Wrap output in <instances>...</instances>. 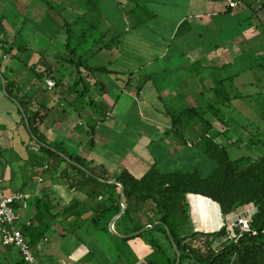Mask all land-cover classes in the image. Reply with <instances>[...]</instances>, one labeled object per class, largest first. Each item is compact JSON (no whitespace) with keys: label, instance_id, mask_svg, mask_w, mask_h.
<instances>
[{"label":"trees","instance_id":"1","mask_svg":"<svg viewBox=\"0 0 264 264\" xmlns=\"http://www.w3.org/2000/svg\"><path fill=\"white\" fill-rule=\"evenodd\" d=\"M66 1L70 0H39L49 12L56 13L63 23L58 37H64L63 48H54L52 54L49 49H38L34 41L25 37L26 20L20 11L31 10V0H17L16 3L6 0L7 5L0 16V55L7 53L12 57L5 63L0 61V88L16 105L18 135L29 137L28 142L23 141L25 152L28 153L25 158L21 154L18 159L10 157L12 153L7 151L13 150L12 144L7 147L0 143V158H5L9 168L0 167V178L6 192L7 180L15 182L19 177L21 185L15 189L12 187L16 192L8 194L32 195L16 201L14 209L20 214L17 227L23 231L36 261H27L22 250L5 245L0 237L11 256L13 249H17L18 261L15 264H39L37 248L58 230L61 237H75V241L86 244L84 237L88 235L90 239L89 229L92 228L106 231L117 244L139 239L145 246L165 256V264H264V155L255 159L246 155L233 158L229 146L240 145V140L238 142L229 137L231 140L227 138L224 141L222 138L232 125V117L224 107L243 97L233 93L232 89L239 87L236 84L243 73L259 65L264 71V54L258 55L260 63L248 60L246 55L221 66H212L211 75L215 77L214 87L211 88L213 95L202 92L208 99L207 103L202 104L203 107L200 102L198 106L178 111L166 101L163 104V112L171 124L165 129L164 135L176 133L185 140L184 148L194 144L195 140L184 135V131L187 129L192 132L195 119L199 118L208 125L206 131L196 139L201 143L209 162L206 161L212 166L208 172L203 173L205 169L201 165L191 168L180 165L167 169L160 165V161L149 159L148 164L138 161L135 166L137 169L126 166L119 173L110 175L106 170L86 168L85 160L70 148L76 144L79 150L88 132L78 140L51 141L43 126L54 110V104L63 99L67 103L64 107L72 113H79L80 118L84 115L86 118L92 117L90 128L94 136L98 125L109 119L110 108L103 99L109 90L108 87L104 89L106 86L100 75L109 74L111 67L109 64H95L93 58L102 52L103 47L111 50L126 45L129 37L127 32L114 31V26L108 24L109 17L115 18L119 12H127L125 3L128 2L133 3L128 12L137 16L139 25H147L156 14L146 6L149 0H74L84 9L75 13V16L70 15V20L65 15ZM227 2V14L236 7L246 5L249 21L260 19L259 13L264 11V0ZM17 25L18 30L12 35ZM186 30V24H183L177 35ZM182 56L185 57L184 54ZM238 61L243 64L241 68L234 69ZM177 62L181 65L184 63L182 58ZM251 64L253 66H249ZM17 65L23 66L26 71L23 73H28V76L16 77ZM197 70L200 72L202 69ZM145 75L147 80L151 78V74ZM263 75L260 87L263 86ZM26 77L30 78L28 84L25 83ZM48 80L55 84L52 89L58 100L54 104L48 102L49 90H52ZM128 84H132L131 79ZM137 86L140 91L144 82ZM98 93L100 99L97 98ZM160 98L165 100L164 96ZM259 105L264 107V102ZM207 114H211L213 120L207 118ZM14 134L12 127L9 133L11 142ZM155 141L151 139L150 143ZM263 144L264 137L255 142L256 147ZM91 145H96L94 137L91 138ZM14 164H17L14 167L16 170L10 172L9 166ZM39 180L51 182V185L39 190ZM63 184L69 187V198L63 192ZM62 199L66 204L56 211ZM24 201L31 211L28 218L23 214L27 209L23 206ZM246 209L253 219V231H239L237 238L230 239L228 224L232 222V216L235 215L236 220V215ZM116 215L120 217L115 229L121 236L110 230V223ZM81 229H86L87 234H80L78 231ZM227 238L228 242H225ZM219 242L224 245L217 248ZM176 248L180 251L179 262ZM159 262L153 260L149 264H163Z\"/></svg>","mask_w":264,"mask_h":264},{"label":"rangeland","instance_id":"2","mask_svg":"<svg viewBox=\"0 0 264 264\" xmlns=\"http://www.w3.org/2000/svg\"><path fill=\"white\" fill-rule=\"evenodd\" d=\"M5 1L0 2V14L4 6L7 5V2ZM31 1V6H36V8L34 10L32 7L33 10L32 13H30V16L28 15V11H20L24 16V19L26 20V28L28 30H25L24 34L27 40L34 41L33 44L35 45V47L43 49L42 46L46 44V40L45 35L41 34V31L48 35L46 27H48V25L51 23H54V25L57 26L58 20L55 21L53 17H57L58 19L60 17L52 11H50V14L46 13L47 11H49L47 10V6L40 4L39 0ZM73 1L74 0H72V2ZM165 1H167L169 5L164 4ZM175 1L176 0H149L148 2H146V6L148 7V9L152 12H155L156 16H154V18L151 19V21H149L147 25H139L137 16L131 13V17H125L129 25L128 26L126 24V32L129 36L127 37V45H123L121 51L118 48L110 50L103 47L101 54H103L104 57L98 55L94 56L93 59H96V64H109L110 67L111 60L117 56H119L120 58L122 53L123 59L115 61L111 65L112 70L115 71L113 72L114 76L112 77V79H116L117 74L120 75L119 72H117V69L120 71L122 69V66L127 68H130L131 66L130 72L134 74L130 73L128 77L118 76L119 79H122L121 83L119 82L116 85L112 84L111 87L108 86L109 94H113L116 98L121 95L117 108H114L111 104H108V108L111 109H109V111L112 112V110H115L114 116L116 118H119L121 120L120 122L117 120V122L111 121L112 124L109 123L110 121L99 124L98 134H94V136H92V129L89 126H87L86 128L84 127L87 125L86 123H84L85 125L83 124L79 127V122H76V127L78 126L79 130L83 128V132L88 131L89 135L86 137V141H84V144L80 147L79 150H77L78 145L76 144H72L70 148H72L74 151H77L78 156L85 160L86 168H94L97 171L106 170L110 175H113L119 173L124 167H126L125 165H132L131 168L137 169V167L135 168V166L138 161L142 164H148L147 160L149 159L150 161H154L155 159L160 161V165H163L167 169H173L180 165H186V167L188 168L201 165L205 169L203 170V173H205L208 172L212 167L211 164L208 163L209 161L205 158L201 143H198V141H196V139H199L200 135L207 129L208 125L204 121H201L199 118H197L195 119V126L193 127V129H191L192 132L185 129L184 135H186L193 141L195 140L194 144H190L191 146L189 147H183L185 144V140L178 136L176 133H172L170 136L164 135L166 134L165 129L171 127L169 120L166 118V115L163 112L165 109V107L163 106L165 101L167 104H170L171 106L173 105L176 110L181 111L180 109L182 108L186 109L189 106H198L200 102L201 106L203 103H207L208 99L207 97L203 96L204 92H209V95H213L212 89L209 86L200 89L202 86L195 87V85L193 87L186 85L189 87L185 88L180 83V81L190 80L192 77L195 79L197 74V67L205 69L204 65L208 64L209 61L204 56H200V61L198 64L199 66L196 64L193 65L191 67L192 70L178 66L179 62L177 61L180 60V58L168 57V59H161L159 57V51L165 49L169 44H172V49H175L177 44H179V38H176L175 40L172 38L174 35L173 28L175 27V25H177L176 21H179L185 16L193 15L194 13H196H189L187 10L194 11L196 9H201L200 7L197 8L193 5L185 6V10L182 6L180 8H176L173 7V4H171V2L173 3ZM14 2L16 3L17 0H14ZM72 2L70 0L66 1L65 3V7L67 8V12L65 15L67 17L68 15L75 16V13L78 12V9H76V11L73 10ZM125 4L127 6L126 10L132 8L133 3L128 2ZM18 9L20 8L18 7ZM28 10H30V8ZM125 13H128V11ZM36 17H38V19L40 17L46 18H43L44 21L41 20V24V21H38ZM48 17L49 20H47ZM115 19H117V17H115ZM125 19H123L124 22H126ZM59 21L61 22L60 19ZM132 21L133 26L130 25ZM58 30L59 29H55L54 31L53 29L54 34L57 33ZM130 31L133 33H131ZM214 37L216 39L217 37L221 38L220 34ZM190 42L191 41H189V43ZM198 43L197 40H195L193 44H197L200 50L203 48L211 49L216 45H201L200 41H198ZM101 45L102 44H100V46ZM56 47L57 46L55 44L52 48ZM59 48L63 47L60 46ZM217 51L218 50H215L212 55L217 53ZM0 56V61L5 63L6 60L4 56L2 54ZM247 59L255 60L257 63L261 62L257 54L248 55ZM147 61H150L149 65ZM243 61L245 60L243 59ZM257 63H254L255 66L257 65ZM241 64L243 63L241 61H238L234 69H236V67L241 68ZM163 65H167L169 71H163ZM249 66H253V64ZM19 67L21 68V65ZM19 67L18 77L24 76L23 72L26 71L24 69H20ZM171 68L175 69L176 71L172 70ZM145 74H151V78L147 80ZM204 74L207 75L208 73L204 72ZM263 74L264 71L260 65L254 67V70L252 71L243 73L236 84L237 86L239 85V87L232 89L233 93L243 95V97L224 107V110L227 111V113H229V115L232 117V125H230V130L227 131L226 135H222V138L224 141H226L229 137L232 138V140H238V142L240 140V145L237 144L235 146H229L233 158H238L246 155L250 157V159H255L259 156L264 155V144L260 147L255 146V142L264 137V115H262L264 114V107H261L262 105H259L260 103L264 102L263 79V86L260 87V85H262L260 78ZM130 79L132 80L131 85L128 84V81ZM214 80L215 77L213 75L209 77L208 82L213 83L214 85ZM246 81L248 82V85H246ZM143 82V93L139 94L142 89L138 91L139 87L137 85L143 84ZM258 82L259 87L257 86ZM117 87L119 88V91ZM124 87H128V89L123 91ZM164 88H169V90L177 88L178 91L175 93L176 96L168 91L162 93L161 90ZM189 89H192L193 91L197 90V92H193V94L189 95V93L186 92L187 90L189 91ZM49 91V93L53 94V90ZM199 92L203 93L201 94ZM248 94H251V96H248ZM98 96L101 97L99 93L97 94V98H99ZM160 96H164L165 100H162ZM187 97H191V99L189 100V98ZM200 98L202 100H200ZM9 111H11V113ZM206 116L209 119L212 117L211 114H207ZM17 119L18 114L16 105L11 99H8V97L4 94L3 89L0 88V143L1 145L7 147L12 144L13 150L8 149L7 153H12L10 157L12 156L18 159L19 154H21L24 158L28 156V153L25 152L26 148L25 146H23V141L28 142L29 137L26 135V138H24V136L22 137L21 135H18V124L16 123ZM211 120L213 119L211 118ZM123 122L126 126L129 127L128 129H121L124 126ZM12 127H14L15 134L13 135L14 139L11 142L9 133L11 132ZM21 127L22 124L20 123L19 128ZM220 127L223 128V125H220ZM92 137H94L96 140V145L94 146L91 145ZM162 138H164V140L161 141ZM74 139L76 140L77 138ZM151 139H155L158 142L155 141L151 144ZM176 151L178 152L175 153ZM7 163L8 162L4 157L0 158L1 168H6ZM16 165L17 164L9 166L10 172L11 170L16 168ZM7 170H9L8 167ZM9 181L7 180V186L9 189L8 193H13L12 191L15 190L11 189H15L17 186L21 185L19 177L18 180H14L15 182ZM114 181L115 180H111L110 182ZM9 184L11 185V187L9 186ZM37 184H39L37 186V189L40 190L44 186L51 185V182L46 183L39 180ZM62 186H64L63 192L65 193V196L69 198L70 196L67 190V188H69L68 185L63 184ZM28 195L30 196V194ZM65 204L66 203L64 199H62L61 203L57 205L56 211L60 210ZM228 231L230 234V239L239 232L237 228L232 226L228 227ZM50 237L52 238V247L60 245L57 242L54 234H51ZM225 242H228V238ZM64 243L66 247L73 248L75 245V237H68L67 244L66 240H64ZM118 245L122 246L123 248L136 247L134 242L132 245L130 241L120 242L118 243ZM223 245L224 244H220L219 242L217 243L216 247L219 248ZM140 248H144L146 249L145 251H148V255L144 257L146 260H143L144 263L142 264H149L153 260H158L160 261L159 263L165 264V256H163L159 251L156 252L152 248H149V246ZM137 251L139 253H142V250ZM134 252L135 250H129L126 252V255L127 257H129V261L131 262H134L135 260V258H132L131 256V254L133 255ZM8 253H10V251L8 250V248L3 246V243L0 239V264H15L16 260L18 261V251L16 248L13 249V257H11V254L9 256ZM118 264L123 263L120 261L118 262Z\"/></svg>","mask_w":264,"mask_h":264},{"label":"crops","instance_id":"3","mask_svg":"<svg viewBox=\"0 0 264 264\" xmlns=\"http://www.w3.org/2000/svg\"><path fill=\"white\" fill-rule=\"evenodd\" d=\"M1 0L0 2H2ZM6 2V1H5ZM72 2V0H71ZM73 3V8L78 9V12H82L84 9V6L79 4L77 1L72 2ZM166 5H169L167 1H165ZM173 4V7L180 8L181 6L185 10V6H195L197 8L201 9H196L194 11H189L190 12H196L193 15H188L185 16L184 18L180 19L177 22V25L173 28V39L175 40L176 38H179V44H177L175 49H172V44H169L166 46L165 49L160 50L159 52V57L161 59H168L170 58H182V61L184 62L181 67H185L189 70H192L193 65H198L200 61V56H204L209 63L204 65L205 69H202L200 72L197 70V74L195 79L192 77L190 80H182L180 83L183 85V87L187 88L189 86H195V87H200V89H203L204 87L209 86L210 88L214 87L213 83H209L208 79L211 77V72L213 71L212 66H221L225 62H232L236 58L240 56H246V55H251V54H257L259 56H263L264 54V11L259 13V18L260 19H255L254 21H249L247 18L249 17V14L247 13V6L246 5H241L239 7H236L235 10L227 14L225 13V10L228 7V2L227 0H176L175 2H171ZM33 9L35 10L36 6H32ZM133 7V4H132ZM4 8L1 10L0 16L4 13ZM28 10V15L30 16V13H32V10ZM73 9V10H74ZM128 10V9H127ZM130 11V10H128ZM46 13L50 14L49 11ZM127 14V15H126ZM123 15V16H122ZM45 16V15H44ZM70 17V15H68ZM47 17V15H46ZM45 17V18H46ZM50 17V15H49ZM49 17L47 20H49ZM125 17H131V13H125V12H119L117 14V19L114 17H109V25L114 26V31L118 32H126V27L128 25V22L126 21ZM38 19V17H36ZM44 17H40L38 21L44 20ZM54 20H58L57 26L54 25V23H51L46 27L48 35L41 30V34L45 35V40L46 44L42 46V50L49 49V52L52 54L53 50L55 51L54 48H52L55 44L60 49L59 47L63 45V38L60 37V27L63 24L62 21L60 22L59 19L56 17H53ZM125 19L126 22L123 21ZM70 20H72L70 18ZM41 21V24H42ZM127 24V25H126ZM186 24V30L183 32L181 35H177L178 29L183 25ZM117 25V28H116ZM131 26H133V21L130 23ZM129 26V25H128ZM189 26V28H188ZM9 29H12L9 27ZM53 29H59L57 33L54 34ZM116 29V30H115ZM128 29V28H127ZM13 30V29H12ZM18 30V25L17 27L12 31V35ZM45 31V30H44ZM46 32V31H45ZM131 32V31H130ZM133 33V32H131ZM130 33V34H131ZM38 34V33H37ZM220 34L221 38L217 39L214 36H217ZM132 35V34H131ZM185 35V36H183ZM57 36V38H56ZM36 37V35H35ZM215 38V39H214ZM59 40V41H57ZM195 40L201 42V45H215L211 49H199L198 45L196 46L193 44ZM203 40V42H202ZM189 41H191L189 43ZM206 41V42H205ZM189 43V44H188ZM60 44V45H59ZM200 44V43H198ZM127 45V44H126ZM124 45V46H126ZM6 46V45H5ZM171 46V47H170ZM191 47V48H190ZM120 51L122 47H116ZM190 48V49H189ZM125 49V48H123ZM215 50H218L217 53L212 55ZM202 51V52H201ZM4 52V49H3ZM121 53V52H120ZM127 53V52H125ZM184 54L185 57L182 56ZM195 54V55H194ZM98 56H103L101 52L97 54ZM5 60L10 59L11 56L7 53L3 54ZM104 57V56H103ZM112 59V58H110ZM123 59L122 58V53L121 57L119 56L114 57L111 60L110 67L113 62L119 61ZM13 60V59H12ZM94 63L96 64V59H94ZM148 65L150 61H147ZM186 64V65H185ZM185 65V66H184ZM199 66V65H198ZM171 67V65H170ZM20 68V67H19ZM122 69L119 71L117 69V72H119L120 75H116V79H112L114 76L112 67H111V72L104 73L103 75L101 74V78L103 79V83L105 84L106 89L108 86L116 85L117 83H121L122 79H119V77H128L130 75V68L121 67ZM163 71H169L167 65L162 66ZM198 68V67H197ZM23 70V68H20ZM172 69V68H171ZM176 71L175 69H172ZM204 72H207L208 74L205 75ZM210 72V73H209ZM133 74V73H132ZM24 76H28V73L23 74ZM119 76V77H118ZM195 76V75H194ZM207 76V77H205ZM16 77H18V65L16 68ZM205 78V80H203ZM30 79L29 77H26V82L25 83H30L28 80ZM123 83V81H122ZM189 85V86H186ZM212 85V86H211ZM118 88V87H117ZM128 87H124L123 91L127 90ZM53 90V89H52ZM119 91V88H118ZM163 92H171L175 95V93L178 91L177 88L169 90V88H164L161 90ZM187 93L193 94V92H197V90H187ZM201 93V92H199ZM121 95L116 98L113 94H108L103 97L104 101L106 104H111L112 107L117 108L119 101H120ZM189 100L191 97H187ZM56 99L58 100V96L55 95L54 91L53 94L49 93V100L48 102L54 104L56 102ZM65 101L61 99L59 102L57 101L54 104V110L48 117L46 123L43 126V130L47 133L49 140L51 141H58L60 139H68V140H75L74 138H77L76 140L82 138L83 136H86V133L88 132H83L84 129L81 128L79 130V127L82 126L84 123L87 125L84 126L85 128L87 126H91L90 124L92 123V117L90 118H80L79 113H75L71 110L66 109L64 106L67 105V103H64ZM115 110H112L108 112V118L110 124H112L111 121L117 122V120L120 122L121 120L119 118H116L114 116ZM82 116V115H80ZM112 118H111V117ZM80 118V119H79ZM84 120V121H83ZM76 122H79L81 124L79 127ZM124 126L121 129H128L129 127L125 125L123 122ZM85 125V124H84ZM67 129V130H65ZM84 134V135H83ZM95 134H98V130L95 132ZM83 142L86 141L85 137L82 139ZM96 141V140H95ZM83 145V144H82ZM81 145V146H82ZM80 146V147H81ZM79 147V149H80ZM124 160V159H122ZM124 165V164H123ZM127 166V165H125ZM132 166V165H131ZM113 181V180H112ZM6 184H8L6 182ZM11 187V185L9 184ZM8 186H7V191H8ZM12 190V189H11ZM16 192V191H12ZM11 194V193H10ZM31 195V194H30ZM29 196V195H28ZM32 196V195H31ZM29 207V206H28ZM24 210V209H23ZM22 210V211H23ZM29 208L25 209L23 211V214L28 218L30 216L31 211ZM248 211V210H247ZM247 211H244L242 213H246ZM117 216V215H116ZM115 216V217H116ZM114 217V218H115ZM235 215L232 216V221L234 222ZM113 218V219H114ZM112 219V220H113ZM118 220V219H117ZM116 220V222H117ZM112 222V221H111ZM230 222L229 224H231ZM111 224V223H110ZM116 224V223H115ZM228 224V227L231 226ZM59 227V226H58ZM88 230V228H86ZM86 229H81L78 232L80 234H87ZM90 231V239H88V235L84 237V241L86 244H81L77 241H75V245L73 248H68L66 247L64 240H66L67 244V239L61 237L57 231V233H54L57 242L60 244L58 246H51L52 245V238L47 239L46 241L42 242L39 247L37 248V254H39V264H118V262H122L123 264H142L144 263L143 260H146L144 257L148 255V251H145L146 249L140 248L144 247L145 244L143 241L137 239L133 240L134 244L136 247L134 248H123L122 246H119L116 241L112 239V237L107 233L106 231H102L101 229L97 228H92L89 229ZM133 245V242L130 241ZM4 246V245H3ZM6 247V246H5ZM126 250V251H124ZM129 250H135L133 255L131 254L132 258H135L134 262L129 261V257H127L126 252ZM137 250H142V253H139ZM8 255H10L8 253ZM14 254L11 256L13 257Z\"/></svg>","mask_w":264,"mask_h":264},{"label":"built area","instance_id":"4","mask_svg":"<svg viewBox=\"0 0 264 264\" xmlns=\"http://www.w3.org/2000/svg\"><path fill=\"white\" fill-rule=\"evenodd\" d=\"M47 82L49 88L52 89L55 85L54 82L51 80H48ZM27 197L29 196L22 193L8 194L3 185V180L0 178V237L3 238V243L5 245L16 246L23 251L27 261L34 263L36 260L30 245L21 228L17 227L20 214L14 209L16 201L24 200ZM23 206L24 208H27L28 203L24 201ZM236 217L237 219L229 225L237 228L241 233L253 231V219L249 212L239 213ZM238 234L239 233L235 234L232 238H237Z\"/></svg>","mask_w":264,"mask_h":264},{"label":"water","instance_id":"5","mask_svg":"<svg viewBox=\"0 0 264 264\" xmlns=\"http://www.w3.org/2000/svg\"><path fill=\"white\" fill-rule=\"evenodd\" d=\"M126 208V204H124V209ZM123 213V212H122ZM121 215V214H120ZM120 215H117L113 220H112V222H111V224H110V230L113 232V233H115V234H117V235H119V236H121L117 231H116V229H115V223H116V220L120 217ZM148 228V227H147ZM177 250H178V248H176ZM178 254H179V259H178V262L180 261V251L178 250Z\"/></svg>","mask_w":264,"mask_h":264}]
</instances>
